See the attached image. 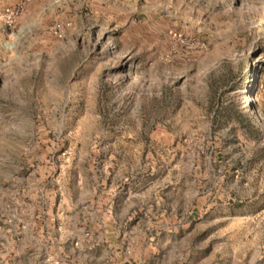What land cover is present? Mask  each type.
<instances>
[{"label":"rangeland","instance_id":"obj_1","mask_svg":"<svg viewBox=\"0 0 264 264\" xmlns=\"http://www.w3.org/2000/svg\"><path fill=\"white\" fill-rule=\"evenodd\" d=\"M264 264V0H0V264Z\"/></svg>","mask_w":264,"mask_h":264},{"label":"crops","instance_id":"obj_2","mask_svg":"<svg viewBox=\"0 0 264 264\" xmlns=\"http://www.w3.org/2000/svg\"><path fill=\"white\" fill-rule=\"evenodd\" d=\"M102 262H104V261H103V260H102V261H101V260H98V264H103ZM120 264H133V263H132V261L129 260V259H124V258H122Z\"/></svg>","mask_w":264,"mask_h":264}]
</instances>
